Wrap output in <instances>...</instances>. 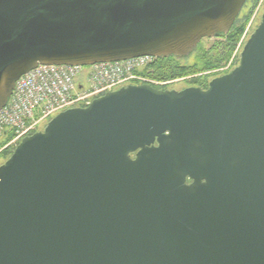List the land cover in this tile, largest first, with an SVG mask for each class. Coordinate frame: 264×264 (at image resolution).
<instances>
[{"label":"water","instance_id":"1","mask_svg":"<svg viewBox=\"0 0 264 264\" xmlns=\"http://www.w3.org/2000/svg\"><path fill=\"white\" fill-rule=\"evenodd\" d=\"M245 2L0 0V110L38 65L186 58ZM0 264H264V11L206 89L127 85L24 137Z\"/></svg>","mask_w":264,"mask_h":264},{"label":"built area","instance_id":"2","mask_svg":"<svg viewBox=\"0 0 264 264\" xmlns=\"http://www.w3.org/2000/svg\"><path fill=\"white\" fill-rule=\"evenodd\" d=\"M159 58L140 56L91 66L38 65L14 85L7 104L0 110V153L36 132L61 112L85 108L106 93L127 85L161 89L183 79L162 81L151 68ZM11 137L5 142L6 137Z\"/></svg>","mask_w":264,"mask_h":264},{"label":"trees","instance_id":"3","mask_svg":"<svg viewBox=\"0 0 264 264\" xmlns=\"http://www.w3.org/2000/svg\"><path fill=\"white\" fill-rule=\"evenodd\" d=\"M257 1L258 0H254L253 7L256 5ZM251 13L252 9L244 18L239 19V17H237L228 34L217 36L216 38H220L222 40L221 42L205 49L201 47L203 42L201 41L193 52L195 53L197 51L199 53V62L197 64H181L177 60V57L159 58L151 68V73L155 78L162 81L190 77L191 79L188 81L189 86L207 87V77L206 75L202 77V74L217 70L228 62L245 30ZM10 137L11 134L6 137L5 142H7Z\"/></svg>","mask_w":264,"mask_h":264},{"label":"rangeland","instance_id":"4","mask_svg":"<svg viewBox=\"0 0 264 264\" xmlns=\"http://www.w3.org/2000/svg\"><path fill=\"white\" fill-rule=\"evenodd\" d=\"M253 2H254V0H247L245 2L244 7L242 8L239 16H238L239 19H242L252 9L250 19H249V21L245 27V30H244L240 40L238 41V43L236 45L234 52L232 53L230 59L228 60V62L217 70L209 71V72L202 74V77H205L204 75H206V77H207V87H208L209 82L212 79L219 77V76H222V75H225V74L231 72L235 67L238 66L240 53L242 51V48H243L245 42L247 41V39L249 38V36L253 33V31L258 26L260 19H261V15L264 11V0H258L254 7H253ZM202 41L203 42L201 44V47L207 49V48H210L212 45H214L218 42H221L222 40L220 38H214V39H204ZM198 55H199V53L196 51L195 53H193L192 55H190L186 58H178L177 60L181 64H184V65H193V64H197L199 62V60H198L199 56ZM182 79L183 80L177 81L170 86L176 91H181L185 88H188V86H189L188 81L191 78L186 77V78H182ZM189 87H192V86H189ZM193 87H196V86H193ZM166 90H168V89H166ZM45 125H46V123L39 125L36 129V132L42 131L44 129ZM16 146H17V144L8 146L0 153V166L3 165L6 162V160L11 156V154L13 153Z\"/></svg>","mask_w":264,"mask_h":264},{"label":"flooded vegetation","instance_id":"5","mask_svg":"<svg viewBox=\"0 0 264 264\" xmlns=\"http://www.w3.org/2000/svg\"><path fill=\"white\" fill-rule=\"evenodd\" d=\"M247 1V0H246ZM193 87V86H192ZM188 88H189V86H188ZM196 88H200V89H206L207 87H196ZM161 89H164V90H166V89H168V90H174L171 86H168V87H164V88H161ZM187 183H190V181H187Z\"/></svg>","mask_w":264,"mask_h":264},{"label":"bare ground","instance_id":"6","mask_svg":"<svg viewBox=\"0 0 264 264\" xmlns=\"http://www.w3.org/2000/svg\"><path fill=\"white\" fill-rule=\"evenodd\" d=\"M18 145V144H17Z\"/></svg>","mask_w":264,"mask_h":264}]
</instances>
